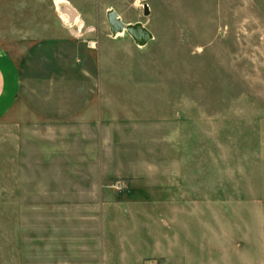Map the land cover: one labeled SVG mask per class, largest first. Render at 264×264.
I'll list each match as a JSON object with an SVG mask.
<instances>
[{
  "label": "rangeland",
  "instance_id": "1",
  "mask_svg": "<svg viewBox=\"0 0 264 264\" xmlns=\"http://www.w3.org/2000/svg\"><path fill=\"white\" fill-rule=\"evenodd\" d=\"M59 1L0 0V46L17 61L34 48L39 62L49 61L47 72L41 62L25 64L29 83L37 87L24 92L9 119L0 122V264L80 260L82 244L70 245L67 238L73 235L67 214L75 216L80 207L18 203L11 124L39 112L26 108L24 100L40 107L45 103L46 79L55 75L51 61L59 58L67 65L56 74L60 80L66 83L78 74L79 81L90 53L102 75L96 100L102 117L110 119L102 126L103 143L114 157L110 169H119L115 162L124 158L137 171L134 175H141L143 167L157 172L160 166L164 171L157 175L174 181L182 225L175 230L187 225L195 232L192 240L181 237L189 254L182 264L217 263L224 247L230 264H238L241 252L253 264H264V0H67L78 11L73 22L64 21L61 15L67 19L68 14ZM108 11L124 24L140 23L150 39L141 44L126 31L113 36ZM56 20L75 32L78 46L34 47L49 36L46 27ZM76 56L86 63L74 71ZM96 70L89 83L97 91ZM83 83L87 88L88 80ZM130 180L111 183L121 191ZM120 207L130 210L131 205ZM117 208L110 217L103 215L93 264L116 262L117 256L107 253L126 246L117 234L133 223L120 218ZM149 224L162 228L159 218Z\"/></svg>",
  "mask_w": 264,
  "mask_h": 264
},
{
  "label": "crops",
  "instance_id": "2",
  "mask_svg": "<svg viewBox=\"0 0 264 264\" xmlns=\"http://www.w3.org/2000/svg\"><path fill=\"white\" fill-rule=\"evenodd\" d=\"M64 1H59L63 5L62 11L66 14L70 11L72 17L69 14L67 19L64 15L61 16L64 21L73 22L77 19L78 11L69 1ZM109 13L111 12L108 11ZM54 22H56L54 25L46 27L50 29L49 36L35 42L34 47L48 43L78 46L75 32L65 30L59 20ZM118 33L115 35L122 34ZM88 47L92 48V45L88 44ZM34 51L35 48L22 62L12 58L0 46V122L5 121L8 115L14 112L24 92H31L34 86L37 87L29 83L30 77L24 71L25 64L28 63V67H31L30 64L41 62L37 59L40 55ZM87 55L89 67L88 69L82 67L84 70L82 75L85 76H81L82 79L79 81L76 79L78 74L70 76L66 83L64 78L60 80L56 74L67 70V65L61 64L59 58L51 61L50 64L54 66L52 69H55L52 73L55 75H51L50 82L46 79L44 91L48 96L45 103L40 107L32 99L24 100L23 105L26 108L39 112L37 111L32 119L12 122L15 197L18 203L23 204L80 207L77 210L79 213L75 216L67 214L69 229L73 233L69 235L70 237L67 235L68 243L82 244L83 248L77 249L80 260L69 256L67 261L61 262L62 264H93L99 251L103 215L110 217L113 207L120 208H117L120 218L130 217L133 226L126 231L125 228L119 230L117 235L126 242V246L109 250L107 253L109 258L117 256V261L109 264H182L181 258H189V254L185 248L187 244L181 237L192 240L195 232L187 225L175 230L182 225L178 218L180 207L177 199H180V195L172 191L175 188L174 181L165 175H157L164 171L160 166L155 168L157 172H154L153 167L151 170L143 167L141 175H134L137 171H134L129 161V164L126 163L124 158H117L115 162L120 168L121 163L125 162L124 170L115 167L110 169L111 158L114 157L111 156L112 151L108 145L103 143L102 135V126L110 119L107 116L102 117L101 101L96 100L101 93L102 75L100 67L97 68L99 64L96 63L94 54ZM47 60L45 57L43 60L45 62L40 64L46 72L48 68L45 63H49ZM72 63L74 71H77L78 66L86 62H81L76 56ZM92 69H97L98 92L94 90L96 86L92 84ZM29 73L34 76V72ZM84 79L88 80L87 88L83 86ZM90 81L92 83H89ZM34 90L37 91V88ZM3 140L6 141L7 138L3 137ZM160 169L162 171L159 172ZM150 172L156 175L148 174ZM118 178L131 179L121 191H116L114 183H111L112 179ZM193 202L190 201L191 204ZM122 204L131 205L130 210L128 207L122 209L120 207ZM165 205L170 206L167 210L171 213L166 214ZM155 218H159L162 228L157 225V229L149 224L150 220L155 223ZM109 224L117 225L116 221H109ZM228 235V231H225L226 240ZM62 236H65L64 233ZM205 236L207 237V234ZM92 245H95L93 253ZM225 249L224 247L217 252L221 259L214 264H223L224 261L225 264H230L227 261L228 250ZM211 254L210 250L208 256L212 262ZM237 263L253 264V259L251 256H245V252H241L237 256Z\"/></svg>",
  "mask_w": 264,
  "mask_h": 264
},
{
  "label": "water",
  "instance_id": "3",
  "mask_svg": "<svg viewBox=\"0 0 264 264\" xmlns=\"http://www.w3.org/2000/svg\"><path fill=\"white\" fill-rule=\"evenodd\" d=\"M67 12L72 17V13L70 11ZM145 14H147L146 10ZM107 18L110 24V30L114 35L118 32L126 31L141 44L146 43V41L150 39V33L145 28H143L140 23L125 25L120 22L117 17H114L112 12L108 14Z\"/></svg>",
  "mask_w": 264,
  "mask_h": 264
},
{
  "label": "bare ground",
  "instance_id": "4",
  "mask_svg": "<svg viewBox=\"0 0 264 264\" xmlns=\"http://www.w3.org/2000/svg\"><path fill=\"white\" fill-rule=\"evenodd\" d=\"M122 33V32H121ZM119 34V33H118ZM114 36H116V35H114Z\"/></svg>",
  "mask_w": 264,
  "mask_h": 264
}]
</instances>
